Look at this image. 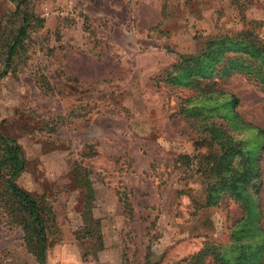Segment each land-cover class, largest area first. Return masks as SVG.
Returning <instances> with one entry per match:
<instances>
[{"label":"rangeland","instance_id":"374dc122","mask_svg":"<svg viewBox=\"0 0 264 264\" xmlns=\"http://www.w3.org/2000/svg\"><path fill=\"white\" fill-rule=\"evenodd\" d=\"M24 15L0 131L49 213L47 264H264V0H0V74ZM220 37L213 73L175 68ZM228 143L240 197L219 184ZM5 173L0 264H39Z\"/></svg>","mask_w":264,"mask_h":264},{"label":"trees","instance_id":"16d2710c","mask_svg":"<svg viewBox=\"0 0 264 264\" xmlns=\"http://www.w3.org/2000/svg\"><path fill=\"white\" fill-rule=\"evenodd\" d=\"M25 1V0H24ZM19 9V8H18ZM29 26V19L24 15L23 22L19 29L16 31L11 43L5 47L4 55L2 56L5 62V70L0 74V79L6 76L12 66L13 59L16 55L17 48L21 44V40L26 35V30ZM229 38L210 39L209 52L206 56L208 62L202 61L200 57H191L182 59V63L175 66L178 71H190V77L197 74L206 75L207 70L210 74L215 71L217 63L225 57V54L233 50ZM238 45V44H236ZM242 52V51H241ZM259 53V52H257ZM260 54V53H259ZM259 61V59H255ZM194 65V67H192ZM193 68L198 70L193 72ZM238 68H233L237 70ZM241 67L240 70H243ZM216 132V129H214ZM0 143L3 146L4 156L0 161V170L5 168V177L7 179V186L13 204V214L17 217H23L24 220L31 226V229H26V240L28 243L34 244V254L39 264H47L46 251H47V227L46 218L49 213L40 205V202L27 190L21 188L16 179L24 172L25 162L21 147L16 141L4 136L0 131ZM224 155L218 164V177L220 178L219 184L224 186L228 191L232 192L235 196L240 197L242 189L250 183V171L248 170V161H242V169H236L234 161L237 156H241V151L233 149L230 143L222 148ZM245 158V155L241 156ZM189 159V158H188ZM213 197L209 196L208 199ZM208 251L198 255V260L207 255Z\"/></svg>","mask_w":264,"mask_h":264}]
</instances>
